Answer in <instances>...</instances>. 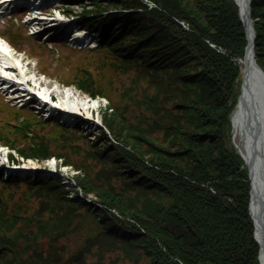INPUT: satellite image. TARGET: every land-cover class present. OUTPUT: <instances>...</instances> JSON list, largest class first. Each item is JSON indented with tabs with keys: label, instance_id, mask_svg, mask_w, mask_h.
Masks as SVG:
<instances>
[{
	"label": "trees",
	"instance_id": "obj_1",
	"mask_svg": "<svg viewBox=\"0 0 264 264\" xmlns=\"http://www.w3.org/2000/svg\"><path fill=\"white\" fill-rule=\"evenodd\" d=\"M100 1L84 9L83 21L97 24L104 66L124 75L136 72L118 104L114 82L105 76L97 79L89 69L75 76L78 88L107 98L112 109L104 124L114 140L100 127L103 144L90 149L102 167L93 178L88 173L77 179L105 207L94 208L78 192L70 195L56 178L26 176L22 182L40 196V206L28 213L22 203L12 207L0 197V264H51L42 244L64 235L81 209L95 213L102 227L97 238L118 246L134 264H260L248 169L232 142L240 61L248 45L238 4ZM251 17L256 61L264 70V0H253ZM142 80L149 89L137 94ZM130 101L138 122L127 117ZM56 124L62 133L50 136L33 131L28 119L16 122L22 134L16 137L28 138V144L16 146V137L7 143L25 157H64L63 137L74 139L79 122ZM64 161L71 163L68 155ZM0 183L19 181L0 173Z\"/></svg>",
	"mask_w": 264,
	"mask_h": 264
},
{
	"label": "rangeland",
	"instance_id": "obj_2",
	"mask_svg": "<svg viewBox=\"0 0 264 264\" xmlns=\"http://www.w3.org/2000/svg\"><path fill=\"white\" fill-rule=\"evenodd\" d=\"M146 1L151 6L154 5L152 2ZM100 2L107 4L106 0H101ZM109 6L116 7L114 5ZM56 7H60L63 12L73 14L71 20L82 25L83 19L85 18L82 15L84 9H93L97 5L93 3V0H54L53 4L46 6L50 11H53ZM9 16H12V18L2 25L4 20H7ZM72 24L76 25L75 23ZM0 30L4 36L13 40L18 49L22 51L21 53H17V57L25 56L27 58L23 60L24 62L21 63V66H24V69H28L29 67L26 63H30L29 66L36 68L34 70L36 74L30 73V75H36L35 77L39 80L50 82V85L45 83L44 85H47L52 91L55 90L56 98L59 100L60 98L64 99L65 96L60 97L57 90L71 91L70 89L72 87L83 92L85 96L90 97L85 90L78 88L74 84L75 76L80 70L89 69L94 73L95 78L101 79L105 76L114 82L113 86L116 89L112 93V98L116 101H114L115 103L118 102L120 92L123 91V88L130 85L132 77L136 76V72L124 75L119 74V72L114 71L109 66H104V55L102 52H99L98 47L95 49L89 47L82 48L80 44L74 43L71 45L66 37L57 36L52 39H46L44 36L31 33L25 21L22 20L20 12L0 16ZM90 36L91 33L88 34L86 39L90 38ZM98 42L99 36L95 34L92 43L97 45ZM147 89H149L148 86L142 80L136 85L134 91L142 94ZM100 98L102 100H99V105H96L97 102L92 103L88 109L82 108L77 111L78 114L69 116V122H66V125L76 127V124L79 122V128L76 131L77 135H74L76 136L74 139L70 137V134L68 137L71 139L66 140L63 137V140L66 141V144L63 143L65 146L64 151H66L65 156L68 155L71 161V163H65V156H52L45 160L25 157L16 148H12L10 143H7V140H9L8 137L12 140V137L22 136L13 124H16V122L20 123L24 119L32 121L33 131L34 129L36 131L38 130V132L43 131L50 136L60 135L62 131L59 130L56 122L63 124L62 120L59 119L61 114H57L59 117H46L45 111L34 107L35 103L22 104V102L9 101V98L3 92H0V135L2 132V137L6 138V140L4 139L5 142L0 140V173L12 176L19 181L17 185L11 186L0 183V197L7 200L12 207L14 203L20 202L26 210L28 209V213L34 212L40 206L41 198L25 182H22V180L29 175H39L41 177L58 179L69 189L70 195L75 196L76 192H78L79 197L85 198L86 201L92 203L94 208L98 210L99 208L105 207L98 199L96 193L91 192L86 195L77 183L78 177L85 176L89 173L90 178H93L96 171L102 167L90 155V149L92 147L95 149L92 144H97V146L98 144H103V139H99L98 137L100 133L99 128H104L110 139L114 140L113 135L104 124L105 115H108L112 111L110 109V102L107 98ZM124 101L128 102L126 99ZM125 102H123L124 105L126 104ZM71 103L74 104V101H71ZM129 103L131 105L127 108V117H130L134 122H138V111L133 107L132 101ZM48 119H50L48 121L49 123L43 122V120ZM17 140L19 142L16 146L22 147L28 144L27 141L29 139L20 137ZM10 155H12L14 161L11 160ZM8 161L13 162L14 169L7 166ZM2 162L3 164H1ZM31 163L36 164L37 167L34 169H25V166H30L29 164ZM50 167L56 171L52 172ZM114 182L117 188L121 189L120 185H118L119 182L117 180H114ZM79 212L80 215L72 221L69 230L64 235L50 240V245L48 241H44L42 244L43 251L45 253L50 252L51 264H134L133 261L127 260L124 252L118 246H114L101 237L99 239L97 238L102 227H100L101 225L95 219L96 215L94 212L85 209H81ZM80 253L83 254L82 261L78 260V254ZM141 262L138 264H143V261Z\"/></svg>",
	"mask_w": 264,
	"mask_h": 264
},
{
	"label": "bare ground",
	"instance_id": "obj_3",
	"mask_svg": "<svg viewBox=\"0 0 264 264\" xmlns=\"http://www.w3.org/2000/svg\"><path fill=\"white\" fill-rule=\"evenodd\" d=\"M237 2L241 17L248 26L249 37L245 57L240 63L243 78L237 104L232 114V140L235 148L244 160L245 166L248 169L249 178L251 177L250 214L255 226V237L260 248L259 261L260 264H264V70H261L260 65L254 59L253 44L255 40L249 21V0H237ZM80 34L82 33H76V35ZM0 48H6V51L10 49L13 51L16 50L9 42V38L4 36L1 30ZM22 58L24 60L27 59L25 56ZM2 62L4 63L2 65L4 70H0L3 73V75L0 73V81H3V84H10L11 88L17 86L18 83L15 82L12 74H10L16 71L18 72V77L23 79V81L33 79L28 77V74L34 73L36 68L29 66L30 63L27 64L29 68L24 72L15 61L3 60ZM41 82L50 85V82L43 80ZM70 90H57L60 97L65 96L63 100L62 98L60 99L61 107L74 108L78 111L82 108L88 109L92 103L97 102L96 105H99V100H102L99 97L91 99L75 87H72ZM52 92L56 94L55 90ZM18 93H20L19 90L16 91V94ZM19 96L21 97V94ZM12 101L15 100L13 99ZM67 101H74V104ZM31 164H29L30 166H25V169H34L37 167L36 164Z\"/></svg>",
	"mask_w": 264,
	"mask_h": 264
},
{
	"label": "water",
	"instance_id": "obj_4",
	"mask_svg": "<svg viewBox=\"0 0 264 264\" xmlns=\"http://www.w3.org/2000/svg\"><path fill=\"white\" fill-rule=\"evenodd\" d=\"M236 1V3L238 4V2H237V0H235ZM252 2H253V0H249V4H248V12H249V21H250V24H251V27H252V29H253V36H254V40H255V38H256V31H255V29H254V25H253V21H252V17H251V5H252ZM239 6V5H238ZM240 16H241V13H240ZM241 19H242V17H241ZM242 21H243V19H242ZM243 24H244V27H245V30H246V33H247V36L249 37V31H248V26L246 25V23H244V21H243ZM253 48H254V44H253ZM254 59L256 60V53H255V50H254ZM261 70H262V68H261ZM264 72V71H263ZM243 78V77H242ZM245 159V158H244ZM250 180H251V177H250ZM250 183H251V189H250V194H251V192H252V181H250ZM250 202H251V198H250Z\"/></svg>",
	"mask_w": 264,
	"mask_h": 264
}]
</instances>
